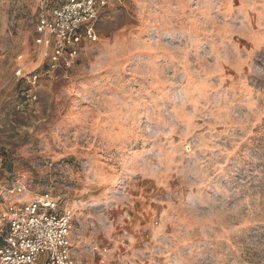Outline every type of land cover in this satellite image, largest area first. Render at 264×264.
<instances>
[{
    "label": "rangeland",
    "instance_id": "374dc122",
    "mask_svg": "<svg viewBox=\"0 0 264 264\" xmlns=\"http://www.w3.org/2000/svg\"><path fill=\"white\" fill-rule=\"evenodd\" d=\"M40 5L0 0L2 200L69 207L74 264H264V0H114L55 69Z\"/></svg>",
    "mask_w": 264,
    "mask_h": 264
},
{
    "label": "built area",
    "instance_id": "2783aa9c",
    "mask_svg": "<svg viewBox=\"0 0 264 264\" xmlns=\"http://www.w3.org/2000/svg\"><path fill=\"white\" fill-rule=\"evenodd\" d=\"M40 1L35 44L50 69H55L70 67L84 43L97 41L94 24L114 0H64L44 10L45 0ZM3 192L19 196L25 187L15 184L0 191V264H74L71 209L65 206L59 211L61 203L49 191L14 202L3 201Z\"/></svg>",
    "mask_w": 264,
    "mask_h": 264
},
{
    "label": "trees",
    "instance_id": "16d2710c",
    "mask_svg": "<svg viewBox=\"0 0 264 264\" xmlns=\"http://www.w3.org/2000/svg\"><path fill=\"white\" fill-rule=\"evenodd\" d=\"M56 6V4H54V5H50V6H48V9H51V8H53V7H55ZM1 243H2V239L0 238V246H1Z\"/></svg>",
    "mask_w": 264,
    "mask_h": 264
}]
</instances>
